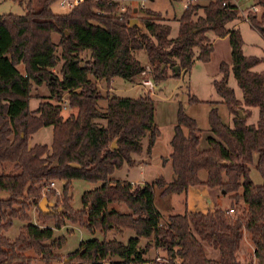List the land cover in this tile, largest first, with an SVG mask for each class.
Returning a JSON list of instances; mask_svg holds the SVG:
<instances>
[{
	"label": "trees",
	"instance_id": "obj_1",
	"mask_svg": "<svg viewBox=\"0 0 264 264\" xmlns=\"http://www.w3.org/2000/svg\"><path fill=\"white\" fill-rule=\"evenodd\" d=\"M57 1L29 0L24 13L0 14V162H12L16 169L0 173V191L9 192L0 198V217L5 219L0 224V264H32L30 249L47 262L59 258L54 249L65 238H53L50 226L25 223L13 241L1 234L12 225L13 216L28 219L21 209L31 201L43 215L53 214L40 207L41 189L52 180L63 181L64 207L73 221L84 223L86 216L92 230L98 226L104 232L117 224L135 232L127 242L97 237L81 241L69 256L78 264H147L148 245H140L142 237L153 239L167 253L164 262L151 264H264V70H253L264 57L244 55L240 31L226 27L242 17L237 6L231 0H211L198 14L199 4L191 3L180 17L178 36L171 38V25L155 10L144 8L146 15L131 17L130 8L120 18L111 6L85 0L68 11L55 12L52 6ZM252 5L259 10L249 12L247 21L264 33V0H251ZM134 18L137 22L132 24ZM209 31L227 36L230 44L231 64H220L222 77L214 86L233 115L232 126L222 121L213 106L208 116L213 134L208 137L209 147L200 149L202 129L181 103L167 158L174 179L167 181L160 175L134 186L110 178L125 163H134L133 154L143 152L145 137L150 155L161 132L150 94L104 97L98 80L105 79L110 89L116 76L132 80L151 73L157 82L179 77L190 72L195 58L210 60ZM139 50L146 51L149 64L136 57ZM230 72L242 92L241 101L228 85ZM44 84L49 95L39 96L38 107L32 109L33 89ZM102 99L105 107L100 105ZM199 101L196 96L189 98V102ZM245 106L258 108L256 124L239 116L238 110L245 113ZM68 108L70 113L64 115ZM102 118L105 124L98 121ZM48 125L54 129L52 143L31 146L32 134ZM252 164L262 177L260 184L249 176ZM74 179L102 181L84 192L80 210L69 204ZM198 185L217 188L220 196L230 198L229 207L185 209L164 218L154 203L156 187L167 195L187 194ZM16 203L22 208H16ZM117 204L128 205L132 213L119 212ZM7 213L10 217H5ZM244 230L253 244V258L246 262L238 257ZM208 246L218 250L220 257H210Z\"/></svg>",
	"mask_w": 264,
	"mask_h": 264
},
{
	"label": "rangeland",
	"instance_id": "obj_2",
	"mask_svg": "<svg viewBox=\"0 0 264 264\" xmlns=\"http://www.w3.org/2000/svg\"><path fill=\"white\" fill-rule=\"evenodd\" d=\"M29 0H0V14L3 13H16L21 14L26 12L27 4ZM211 0H194L196 4H199L198 14H203L204 6ZM189 0H148L145 8L155 10L163 16V20L171 25V38H176L179 32L180 17L186 7ZM231 3L235 4L240 14L246 12L249 9L251 0H231ZM52 9L55 12H65L68 8H61L57 3L53 4ZM259 10V8H258ZM146 15L144 8H139L137 16L141 17ZM243 17V18H242ZM235 18L226 24L228 29H238L243 39L242 53L244 55H254L258 57L264 56V33L253 29L249 22L245 19V16ZM141 23V22H140ZM213 49L209 61H202L195 58V62L190 72H181L179 77L169 76L168 78L156 81L151 73H142L132 80L126 79L121 76H116L112 80V86L109 89L105 79H101L98 82V88L104 97L108 95H118L121 97L136 98L150 94L155 101V122L159 126L160 135L156 140V143L148 155V137L143 139L144 150L141 154H133L134 163H125L121 168H118L110 175L112 179H123L127 181H140L143 184L145 181H153L158 176L162 175L167 181H172L175 177L171 161L167 158L172 152L171 139L174 134V127L177 123V112L179 105L182 103L185 112L194 118L198 124V127L202 129V137L199 143V148L204 149L209 147L208 137L212 135L209 125V111L213 106H216L221 115L222 121L232 126V113H230L222 100V97L217 93L214 81L219 80L222 77L220 71V64L226 62L231 64L230 44L227 36H217L212 31L208 32ZM55 40L59 39V36L54 34ZM197 55L199 54L198 47L196 48ZM88 52L83 53V56L87 57ZM136 57L143 63L149 64L148 56L145 50H139L135 53ZM255 71L264 70V60L253 67ZM172 70L169 69L171 74ZM145 79H151L154 87L143 84ZM228 85L234 89L237 99L242 100V92L238 87L236 80L230 72ZM40 88L33 89L34 98L31 100V107L34 109L37 107L41 99L39 96H48L49 89L44 85L38 86ZM38 90V91H37ZM37 91V92H36ZM191 96L198 97L201 101L189 102ZM40 99V100H39ZM100 105L105 107L107 105L106 99L100 100ZM252 110L246 119L247 123L256 124L258 119V108L249 107ZM70 108L64 110L63 113H69ZM66 115V114H65ZM102 124L106 123V119H98ZM53 138L52 125L43 126L37 132H35L29 139L31 146L36 143L50 144ZM15 164L12 162H0V173L15 171ZM204 179L206 173L203 171L200 173ZM249 176L255 184L262 182V177L255 169L251 167ZM102 181L91 182L86 179H74L72 182V200L69 204L74 210H80L83 207L82 196L85 191L96 188L101 185ZM137 183H135L136 185ZM63 181L55 180V186L49 190L47 186L41 189V193L44 197L48 198L46 207L52 215H43L38 205L32 201L27 207L22 208L19 203L14 206L16 208H22L21 212L28 216V219H23L20 216H13L12 225L9 228L2 229L1 234L13 241L21 231V227L25 223H35L41 226L47 225L54 229L53 238L64 237L65 242L59 248L54 249V253L59 255L58 259H52L50 262L44 260L41 256L36 254L33 250H28L27 254L33 257L32 264H78L76 261H71L69 256L80 247V243L83 240L97 237L100 239H117L123 242H127L131 236L135 235V232L131 228H126L122 225H115L112 229H108L104 232L100 230L98 226L92 227L88 223L86 216L83 217L84 223L73 221L69 218L70 212L65 209L63 194H62ZM134 185V186H135ZM205 185H198L195 194H199L201 188ZM207 187V186H206ZM209 188V187H208ZM216 189V188H214ZM162 188H155L154 203L156 207L161 211L164 218L170 214L182 213L185 210L188 196L186 194L171 193L167 195H161ZM214 197H221L219 203L216 206H222L223 208L229 207L230 198L228 196H220V191L216 190L211 193ZM8 191H0V198L8 197ZM201 200V198H200ZM203 204V203H202ZM119 212L132 213V209L126 204L115 205ZM216 206H212L209 203L200 206L205 211L214 209ZM198 208V207H196ZM200 208L198 210H200ZM201 209V210H202ZM5 217H10L7 213ZM5 219L0 217V224L4 223ZM117 222V220H115ZM56 223H59L56 227ZM249 233L244 230L242 239L240 242V248L238 257L241 261L246 262L253 258L252 245L249 242ZM49 242V241H47ZM141 246H147V252L145 259L147 264L159 261L164 262L166 258V251L160 247L155 246L153 239H147L142 237L140 241ZM208 255L210 257L219 258L220 252L213 247H206ZM11 264H18L13 262Z\"/></svg>",
	"mask_w": 264,
	"mask_h": 264
},
{
	"label": "built area",
	"instance_id": "obj_3",
	"mask_svg": "<svg viewBox=\"0 0 264 264\" xmlns=\"http://www.w3.org/2000/svg\"><path fill=\"white\" fill-rule=\"evenodd\" d=\"M85 0H58L57 4L61 7V8H68V10H70L71 8H73L74 6L78 5L79 3L83 2ZM96 2H102L105 3L108 6H111L113 8V14L117 15L120 18H124L125 14L128 12V10L131 8L132 9V13H131V17L132 16H137V12L139 11V8H145L146 6V2L148 0H94ZM191 3H195L194 0H189V2L186 4V7L191 4ZM223 5H225V2H222ZM235 5V4H234ZM185 7V8H186ZM238 8V7H237ZM258 6L256 5H252L249 7V9H246V12H243L242 15L245 16V19L247 20V15L249 12H256L258 11ZM100 12H104L103 10H99ZM143 84L146 85H150L151 87H154L153 82L151 81V79H145L143 81ZM67 105V101H65V108ZM132 185H135L133 182H131ZM55 186V180H52L49 185L47 186V189L49 190L51 187ZM229 212L232 211L231 208L228 209Z\"/></svg>",
	"mask_w": 264,
	"mask_h": 264
},
{
	"label": "crops",
	"instance_id": "obj_4",
	"mask_svg": "<svg viewBox=\"0 0 264 264\" xmlns=\"http://www.w3.org/2000/svg\"><path fill=\"white\" fill-rule=\"evenodd\" d=\"M241 16H242V14H241ZM224 37V36H223ZM262 57H264V56H262ZM229 75H230V73H229ZM228 79H229V76H228ZM98 82H100V80H98ZM111 86H112V81H111ZM111 86H110V88H111ZM107 87H108V84H107ZM35 88H40V87H38V86H35ZM35 88H34V90H35ZM38 91V90H37ZM36 91V92H37ZM33 95H35L34 93H33ZM236 96V95H235ZM34 98V97H33ZM237 98V97H236ZM31 100H32V98H31ZM40 100V99H39ZM239 100V99H238ZM241 101V100H240ZM30 105H31V101H30ZM39 105V104H38ZM38 105H37V107H38ZM36 107V108H37ZM32 108V107H31ZM33 109V108H32ZM35 109V108H34ZM243 109H244V111H245V113H242L240 110V113H242V115H243V118H247L250 114H252V110L249 108V107H247V106H245V107H243ZM65 110H67V109H65ZM73 111V110H72ZM74 111H76L75 109H74ZM69 113H70V111H69ZM248 113V115H246ZM68 115V113H64V115ZM246 122H247V119H246ZM52 128H53V126H52ZM53 133H54V129H53ZM33 135V134H32ZM211 136V135H210ZM52 140H53V138H52ZM52 143V142H51ZM50 143V144H51ZM36 144H41V143H36ZM42 144H44V143H42ZM47 144V143H46ZM50 144H48V145H50ZM251 167H254V164H252L251 166H250V169H251ZM131 182H133L134 184L135 183H142V182H140V181H136V180H133V181H131ZM145 182H147V181H145ZM196 189H198V187L197 186H193V187H191V188H189V190L187 191V196H188V198H187V202H186V207H185V209H188V210H198L199 208H200V206L201 205H203L204 204V201H206V204L207 203H209L210 205H212V206H216L218 203H219V201H220V198L221 197H214L213 198V196H212V192H213V190L214 191H216V190H218L217 188L216 189H213V188H208V187H206V186H204V188H201V191L199 192V194L197 193V194H195L196 192ZM200 198H201V200H200ZM203 203V204H202ZM196 207H198V208H196ZM202 208H200V210H201ZM213 209V208H212ZM203 211H205L204 209H202ZM123 212H127V211H123ZM249 242L251 243V245H252V252H253V244H252V242H251V240H249Z\"/></svg>",
	"mask_w": 264,
	"mask_h": 264
},
{
	"label": "water",
	"instance_id": "obj_5",
	"mask_svg": "<svg viewBox=\"0 0 264 264\" xmlns=\"http://www.w3.org/2000/svg\"><path fill=\"white\" fill-rule=\"evenodd\" d=\"M136 22H137V18H134V19L132 20V24H135ZM175 69L177 70V69H178V66H176ZM238 114H239L240 117H243L242 113H240L239 110H238ZM113 147H115V143L113 144ZM47 201H48V200H47V197H44V198L40 201V207H41V209L43 210V212H45V213H48V212H49L48 208L46 207V205H47Z\"/></svg>",
	"mask_w": 264,
	"mask_h": 264
}]
</instances>
